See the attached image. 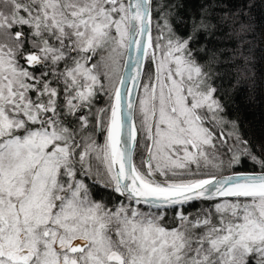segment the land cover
<instances>
[{
	"label": "snow or ice",
	"instance_id": "obj_1",
	"mask_svg": "<svg viewBox=\"0 0 264 264\" xmlns=\"http://www.w3.org/2000/svg\"><path fill=\"white\" fill-rule=\"evenodd\" d=\"M257 11L0 0V264H264V151L222 83L256 80Z\"/></svg>",
	"mask_w": 264,
	"mask_h": 264
},
{
	"label": "trees",
	"instance_id": "obj_2",
	"mask_svg": "<svg viewBox=\"0 0 264 264\" xmlns=\"http://www.w3.org/2000/svg\"><path fill=\"white\" fill-rule=\"evenodd\" d=\"M184 2L187 11L195 12L199 8L201 0H184ZM218 2L225 4L228 12H235L245 3V0H218ZM224 11V9H216L219 15H223ZM256 16L260 27L257 28V35L254 40L257 46L255 82L248 79L250 73L247 71H239L238 68L226 66L222 83L234 101L230 104L231 115L229 118L238 117L240 133L254 146V151L260 153L264 151V15L257 11ZM233 18L229 17L230 20ZM234 31L230 26L224 27L215 38L219 41L216 46L226 53L233 52L241 43L240 38L233 35ZM254 84L255 86H253ZM237 170L253 171L259 169L258 165L253 164L250 159H245L237 166Z\"/></svg>",
	"mask_w": 264,
	"mask_h": 264
}]
</instances>
